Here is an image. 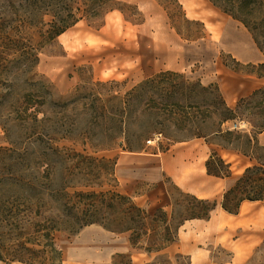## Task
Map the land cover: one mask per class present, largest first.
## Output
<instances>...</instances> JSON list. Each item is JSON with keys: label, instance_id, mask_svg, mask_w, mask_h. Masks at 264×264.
I'll use <instances>...</instances> for the list:
<instances>
[{"label": "trees", "instance_id": "obj_1", "mask_svg": "<svg viewBox=\"0 0 264 264\" xmlns=\"http://www.w3.org/2000/svg\"><path fill=\"white\" fill-rule=\"evenodd\" d=\"M210 1L241 22L264 54V0ZM17 2L31 10L20 15L14 6ZM0 3L5 5L0 14V126L7 143L0 148V219L30 222L38 213L35 209L46 208L53 213L48 233L76 235L85 227L99 225L113 233L131 232L133 247L164 250L177 240L178 232L174 239L163 237L155 250L139 246V238L158 227L169 235L173 218L161 208L152 214L120 192L117 162L100 153L116 148L142 152L159 134L170 142L205 138L229 148L219 139L237 135L224 124L237 118L246 99L232 109L217 84L183 80L173 71L161 72L124 93L117 82L96 81L90 76L73 93L61 95L37 71L40 51L83 19L99 25L118 0ZM248 65L264 69V63ZM250 72L264 78L258 71ZM205 95L212 97L208 103L200 101ZM256 95L264 103V87L249 97ZM254 126L256 133L246 136L247 142L264 150L258 140L264 123ZM235 150L255 158L258 165L246 168L225 191L221 206L230 213H238L245 200L264 204V157ZM205 165L213 177L232 176L231 164L215 150ZM106 185L112 188L105 190ZM176 190L180 198L173 197L174 213L182 217L178 231L188 220L208 219L219 205L216 199Z\"/></svg>", "mask_w": 264, "mask_h": 264}, {"label": "rangeland", "instance_id": "obj_2", "mask_svg": "<svg viewBox=\"0 0 264 264\" xmlns=\"http://www.w3.org/2000/svg\"><path fill=\"white\" fill-rule=\"evenodd\" d=\"M118 3L105 14L99 25L83 19L40 51L37 71L61 95L73 93L90 76L96 81H115L124 93L166 71L177 72L183 80L200 81L208 86L212 84L208 75L215 68L216 60L229 68H237H231L237 72L264 74V69L239 65L232 55L221 50V41L216 42L210 37L202 22L187 18L179 0H118ZM14 6L20 15L31 10L29 6L21 7L18 2ZM3 11L5 5L0 3V14ZM205 60L206 64L202 62ZM209 96H203L200 101L208 103L212 99ZM245 99L238 108L237 118L224 124V128L237 137L219 140L234 150L238 148L264 157V150L250 145L246 138L256 133L255 124L264 123V103L261 95ZM236 124L238 128H235ZM261 134L258 140L260 146H264V131ZM208 144L210 142L205 138L170 142L159 134L142 152L116 148L100 153L117 162L115 175L120 192L131 196L152 214L161 208L173 218L169 235L163 227L149 230L148 235L139 238V246L155 250L163 243V237L176 238L182 220L174 213L173 197H179L176 188L201 199L211 188L216 191L211 198L219 203L224 200L226 180H216L207 173L205 163L212 152ZM6 145L0 126V148ZM255 162L258 165L256 159ZM245 170L236 176L232 174L230 182L234 184ZM109 188L112 187H104L105 190ZM176 208L180 210L179 206ZM35 211L38 213L30 218V222L0 219V258L8 264H60V251H79L85 247L89 251H96L98 247L104 250L107 243L123 239L121 237L130 241L132 236L131 232L113 233L99 225L85 227L76 235L64 231L48 233V220L53 213L46 208ZM231 255L228 250H217L212 256L223 257L229 262ZM129 261L128 255H122L116 257L113 264H129ZM176 261L189 264L188 258L183 256H177ZM150 263L170 264L171 260L161 256ZM246 264H264V244L254 251Z\"/></svg>", "mask_w": 264, "mask_h": 264}, {"label": "crops", "instance_id": "obj_3", "mask_svg": "<svg viewBox=\"0 0 264 264\" xmlns=\"http://www.w3.org/2000/svg\"><path fill=\"white\" fill-rule=\"evenodd\" d=\"M179 1L187 18L202 22L209 36L216 42L221 41V50L232 55L237 62L252 65L264 63L263 52L241 22L224 13L210 0ZM199 62L206 64V60ZM214 64L215 70L208 75L209 80L218 85L227 105L232 109L237 107L241 99L264 87V78L254 73L234 71L218 60ZM208 146L210 151H217L231 164L233 176L256 163L254 158L240 154L232 148H224L214 143ZM231 179L232 177L225 179L227 189L233 185ZM216 182L214 181L215 184ZM205 194L204 199H210L216 195V191L208 188ZM121 238L123 239L107 243L104 250L101 247L96 251H89L86 247L79 251L64 250L62 264H113L115 258L122 255L129 256V264H151L150 262L161 256L171 260L170 264H178L177 256L187 257L189 264H246L254 251L264 244V204L245 200L238 213H230L219 203L208 219L186 221L178 231L177 240L159 252L133 247L127 237ZM217 250L231 252V261L225 262L223 257L213 258L212 255ZM0 264L8 263L0 259Z\"/></svg>", "mask_w": 264, "mask_h": 264}, {"label": "built area", "instance_id": "obj_4", "mask_svg": "<svg viewBox=\"0 0 264 264\" xmlns=\"http://www.w3.org/2000/svg\"><path fill=\"white\" fill-rule=\"evenodd\" d=\"M238 127H239V125H238V124H236V125H235V128H238Z\"/></svg>", "mask_w": 264, "mask_h": 264}]
</instances>
